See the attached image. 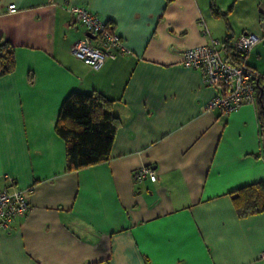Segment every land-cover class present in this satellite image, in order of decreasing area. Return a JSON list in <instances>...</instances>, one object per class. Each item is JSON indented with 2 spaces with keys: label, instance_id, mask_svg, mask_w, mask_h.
I'll use <instances>...</instances> for the list:
<instances>
[{
  "label": "crops",
  "instance_id": "obj_1",
  "mask_svg": "<svg viewBox=\"0 0 264 264\" xmlns=\"http://www.w3.org/2000/svg\"><path fill=\"white\" fill-rule=\"evenodd\" d=\"M70 5L122 40L98 69L70 52L88 33ZM245 33L260 37L244 61L264 79V0H0L14 54L0 77V191L28 201L0 228V264H264V212L240 218L229 196L264 183L255 104L207 108L213 88L180 64L211 42L233 53ZM75 91L110 100L119 125L106 161L68 172L54 125ZM145 165L157 179L134 182Z\"/></svg>",
  "mask_w": 264,
  "mask_h": 264
},
{
  "label": "built area",
  "instance_id": "obj_2",
  "mask_svg": "<svg viewBox=\"0 0 264 264\" xmlns=\"http://www.w3.org/2000/svg\"><path fill=\"white\" fill-rule=\"evenodd\" d=\"M15 10L14 4L8 5V11ZM67 10L76 16L86 32L93 35L96 45L89 43V38L77 40L70 47L71 54L98 69L108 58L122 50V40L118 34L107 26L106 22L82 6L70 5ZM260 41L253 33L238 36L233 43V57L237 62L224 60L216 47V42L187 48L181 54L180 64L200 70L205 84L214 90L213 98L207 108L217 109L221 114H228L244 104H254L255 72L246 63L245 58L250 48ZM148 178L154 182L157 174L151 166L145 165L132 172L134 182ZM9 183L12 178H7ZM28 209L24 190L0 191V228L6 229L16 216H23Z\"/></svg>",
  "mask_w": 264,
  "mask_h": 264
},
{
  "label": "trees",
  "instance_id": "obj_3",
  "mask_svg": "<svg viewBox=\"0 0 264 264\" xmlns=\"http://www.w3.org/2000/svg\"><path fill=\"white\" fill-rule=\"evenodd\" d=\"M107 26H114L107 21ZM237 62L232 53L222 56ZM14 69L12 46L0 40V77ZM254 104L259 123L260 154L264 156V79L254 77ZM111 101L98 93L73 92L62 102L54 125L55 133L65 145L66 170L77 171L103 161L109 156L114 132L119 120L112 114ZM240 218L264 212V183L242 186L229 193Z\"/></svg>",
  "mask_w": 264,
  "mask_h": 264
},
{
  "label": "water",
  "instance_id": "obj_4",
  "mask_svg": "<svg viewBox=\"0 0 264 264\" xmlns=\"http://www.w3.org/2000/svg\"><path fill=\"white\" fill-rule=\"evenodd\" d=\"M85 36L88 37V38H93V35L90 34V33H85Z\"/></svg>",
  "mask_w": 264,
  "mask_h": 264
},
{
  "label": "rangeland",
  "instance_id": "obj_5",
  "mask_svg": "<svg viewBox=\"0 0 264 264\" xmlns=\"http://www.w3.org/2000/svg\"><path fill=\"white\" fill-rule=\"evenodd\" d=\"M262 39V38H261Z\"/></svg>",
  "mask_w": 264,
  "mask_h": 264
}]
</instances>
